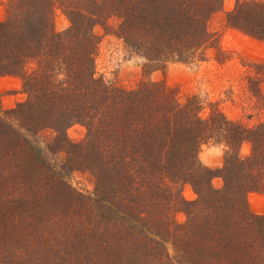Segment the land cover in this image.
Instances as JSON below:
<instances>
[{
	"label": "trees",
	"instance_id": "trees-1",
	"mask_svg": "<svg viewBox=\"0 0 264 264\" xmlns=\"http://www.w3.org/2000/svg\"><path fill=\"white\" fill-rule=\"evenodd\" d=\"M0 2V75L19 77L26 95L0 107V264H264V212L247 203L249 191L264 194V122L243 126L212 103L203 117L196 95L179 101L161 82L124 88L95 75V24L155 66L190 63L204 58L222 0ZM56 9L65 29L54 27ZM226 21L264 41V1L236 0ZM251 65L264 101V61ZM76 123L86 131L74 142L66 130ZM47 129L62 167L94 175L92 195L72 189L36 145ZM210 141L227 146L215 171L198 159ZM215 174L221 188L210 184ZM184 183L196 199L182 196Z\"/></svg>",
	"mask_w": 264,
	"mask_h": 264
},
{
	"label": "rangeland",
	"instance_id": "rangeland-1",
	"mask_svg": "<svg viewBox=\"0 0 264 264\" xmlns=\"http://www.w3.org/2000/svg\"><path fill=\"white\" fill-rule=\"evenodd\" d=\"M236 0H222L221 7L210 14L207 29L211 32L209 43L203 48L204 58L190 63L168 61L164 66L153 63L133 49L128 48L124 41L112 31H106L101 24H95L93 31L98 37L95 55V75L107 83H115L124 88L135 87L142 80L161 82L173 88L176 98L185 101L186 97L196 95L201 101L203 117L210 111L211 103L224 115L243 126L253 127L264 122V104L251 89L248 76L254 75L253 62L264 61V41L242 30L229 25L226 14L235 6ZM264 1V0H261ZM5 18V6L0 2V20ZM53 24L56 30L65 29L68 19L59 10H55ZM111 27L119 23L116 16L107 19ZM226 56V57H225ZM218 58H222L219 61ZM225 58V59H224ZM258 89L264 96V79L259 82ZM26 98L21 86V79L14 75H0V107L10 109ZM85 127L78 123L67 128L70 140L77 142L83 139ZM35 143L42 149L46 158L56 165L70 187L81 194L92 195L95 188L94 175L84 169H67L62 167L65 152H52L47 144L52 138L50 130H43L34 137ZM226 144L206 142L200 145L198 159L201 164L216 170L223 165ZM250 153V143L243 141L238 149L241 157ZM210 184L221 188L222 177L215 174ZM182 196L187 200L197 198L196 192L189 183L181 186ZM249 210L261 215L264 212V194L260 191L247 193ZM175 219L182 222L185 214L175 213Z\"/></svg>",
	"mask_w": 264,
	"mask_h": 264
}]
</instances>
